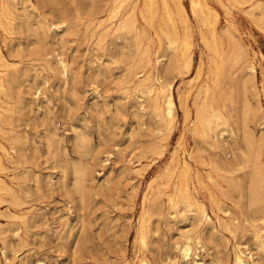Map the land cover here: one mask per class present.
Wrapping results in <instances>:
<instances>
[{
  "label": "rangeland",
  "instance_id": "rangeland-1",
  "mask_svg": "<svg viewBox=\"0 0 264 264\" xmlns=\"http://www.w3.org/2000/svg\"><path fill=\"white\" fill-rule=\"evenodd\" d=\"M0 1V264H240V250L264 264V0H209L215 29L184 0L189 67L173 59L162 0L153 24L144 0ZM151 81L171 84L172 129ZM205 106L228 124L203 133ZM183 159L210 220L178 194Z\"/></svg>",
  "mask_w": 264,
  "mask_h": 264
},
{
  "label": "bare ground",
  "instance_id": "bare-ground-1",
  "mask_svg": "<svg viewBox=\"0 0 264 264\" xmlns=\"http://www.w3.org/2000/svg\"><path fill=\"white\" fill-rule=\"evenodd\" d=\"M163 5H164V9H165V14L162 16L163 21H160V26L162 31L165 33L167 39H168V46L170 49H172L174 51V61L175 63H182V61L184 60V63L186 66L189 67L190 62L193 58H191L190 56V47L193 43V32H192V25L190 22V15L189 12L187 10V7L184 3V0H162ZM257 2V1H256ZM1 3V1H0ZM115 3V2H114ZM192 3V11L194 13H198V11H201V14L204 16L205 21L207 23L212 24V27L215 29L216 27V21L218 19V10L217 8H215L209 0H191ZM120 4V3H118ZM117 4V5H118ZM258 4V3H257ZM256 4V5H257ZM260 5V4H259ZM136 7V5H135ZM134 7V9H135ZM114 8V7H113ZM90 10V9H89ZM104 10V9H103ZM25 11V10H24ZM87 12V11H86ZM143 12V16L146 18V20L148 22H150L151 24L154 23L156 15H157V8L155 6V0H144V8L142 9ZM61 13V12H60ZM263 14V13H262ZM16 15V14H15ZM14 15V16H15ZM200 16V15H199ZM105 17V16H104ZM264 17V16H263ZM12 19V18H11ZM14 19V18H13ZM110 20V19H109ZM258 21V20H257ZM103 22V21H102ZM36 23V22H35ZM139 24V23H138ZM111 25V24H110ZM100 26V24H99ZM98 26V27H99ZM134 22L131 19H127L124 20L123 22H121L120 27H126V28H131L134 27ZM170 26V27H169ZM180 26H182V32L180 29ZM262 27V26H261ZM11 28V27H10ZM110 28V27H109ZM138 28V27H137ZM140 28V27H139ZM259 28V27H258ZM224 29V28H223ZM222 29V30H223ZM141 30V29H140ZM214 31V30H213ZM224 32L227 31L226 33H228L229 31L226 30V28L223 30ZM94 32V30H93ZM181 32L182 34V42L179 40V33ZM215 31H214V40H215V44H214V49L216 50L217 55L219 56V58L215 59V66L216 68H221L222 64L225 63L226 59L224 58L223 55V49L222 47L218 46L217 43V37L215 36ZM230 33V32H229ZM228 33V34H229ZM84 34V33H83ZM212 37L213 34L211 33ZM231 37V34H229ZM144 37V36H143ZM233 37V35H232ZM235 37V36H234ZM206 38V37H205ZM12 39V38H11ZM10 39V40H11ZM87 39V38H86ZM144 39V38H143ZM229 39V38H228ZM89 40V39H88ZM234 41H237L234 39ZM240 41V40H239ZM95 43V42H94ZM99 43V42H98ZM233 43V42H232ZM236 43V42H235ZM241 43V42H239ZM208 44V42H207ZM238 44V42H237ZM235 44V45H237ZM48 45V44H47ZM50 46V45H49ZM239 46V45H237ZM242 46V45H241ZM27 48V47H26ZM149 48V47H148ZM237 48V47H236ZM242 48V47H241ZM16 49V47H15ZM55 49V48H54ZM145 49V48H144ZM210 49V47H209ZM244 49V48H243ZM238 51V48L236 49ZM16 50H14L13 52H15ZM134 51V49H133ZM212 51V49L210 50ZM235 51V50H234ZM245 51V50H244ZM236 52V51H235ZM240 52V51H239ZM147 53V52H146ZM171 53V52H170ZM194 53V52H193ZM233 53V54H232ZM230 53L231 57L234 54V52ZM238 53V52H237ZM241 53V52H240ZM244 53V52H243ZM3 54V53H2ZM244 55V54H243ZM246 55V54H245ZM241 56V55H239ZM5 57V56H4ZM147 58V56H145ZM229 57V55H228ZM235 56H233L234 58ZM230 58V57H229ZM228 58V59H229ZM228 60V62L231 63L232 59ZM240 58V57H239ZM44 59V58H43ZM143 59V58H142ZM237 59V56H236ZM17 60V59H16ZM45 60V59H44ZM66 60V59H65ZM120 60V59H119ZM235 60V59H233ZM10 61V60H7ZM12 61V60H11ZM236 61V60H235ZM249 61V60H248ZM17 62V61H16ZM168 62V61H167ZM193 62V61H192ZM20 63V62H18ZM145 63V62H144ZM195 63V62H194ZM168 64V63H167ZM232 64H234L232 62ZM230 64V65H232ZM129 65V64H128ZM202 64H200L199 66V70L200 68H202L201 66ZM43 66V65H42ZM66 67L65 65H62ZM145 66V65H143ZM143 66H140L143 68ZM235 66V65H234ZM230 67V66H228ZM49 68V67H48ZM70 68V67H69ZM74 68V67H73ZM166 68L168 69V67L166 66ZM232 68V66L230 67ZM46 69V68H45ZM60 69V68H59ZM165 71V68H163ZM225 69V68H224ZM239 69V68H238ZM248 69L250 71H252L253 73L256 71V66L253 62L248 64ZM135 70V69H134ZM203 70V69H202ZM230 69H227V71H229ZM233 70V69H232ZM240 70V69H239ZM2 71V70H1ZM41 71V70H40ZM226 71V73H227ZM236 71V66H235V70ZM42 72V71H41ZM61 72V71H60ZM183 72V71H182ZM232 72V71H231ZM231 72H228V74L231 76ZM163 73V71H162ZM187 73V72H184ZM211 73V72H210ZM234 73V72H233ZM256 73V72H255ZM59 74V73H58ZM202 74V73H201ZM224 74V71H223ZM135 75V74H134ZM212 75V74H211ZM238 75V74H237ZM133 76V75H132ZM240 76V75H238ZM247 76V75H246ZM245 76V77H246ZM215 77V76H214ZM236 77V76H235ZM248 77V76H247ZM46 78V77H45ZM95 78V77H94ZM129 78V77H128ZM133 78V77H132ZM168 78V77H167ZM225 78V77H224ZM237 78V77H236ZM151 78L149 76H145L143 78V80L145 81H149ZM192 79V78H190ZM230 79V78H229ZM244 79V76H243ZM242 79V80H243ZM246 79V78H245ZM245 79L243 81H245ZM249 79V77H248ZM158 80H160L158 78ZM215 80V79H213ZM212 80V81H213ZM228 80V79H227ZM126 81V80H125ZM132 81V79H131ZM161 81V80H160ZM222 81V80H221ZM236 81V80H235ZM238 81V80H237ZM162 82V81H161ZM160 82V83H161ZM218 82V81H217ZM130 83V81H129ZM0 84L3 85V78L0 77ZM166 84V83H165ZM163 83H161L160 86L154 85V82H149L147 83L146 87L148 88L149 91H155L156 92V104H158V109H159V116L161 119L164 120L165 125L167 126V128L172 129L173 126V121L174 118L176 116V102L174 99V93H173V89H171V84L165 85ZM218 84V83H217ZM242 84H244L242 82ZM232 85V84H231ZM234 87V86H233ZM209 88V87H208ZM207 88V89H208ZM220 88V86H219ZM243 88V87H242ZM19 89V88H18ZM73 90V89H72ZM142 91H144V89H142ZM236 91V90H235ZM244 92V91H243ZM73 93V92H72ZM150 93V92H149ZM159 93H163L162 94V98H163V102L161 104V101L159 99ZM4 95V94H3ZM18 95V94H17ZM132 95V94H131ZM247 95V94H246ZM9 98V95H8ZM249 98V97H248ZM14 99V98H13ZM44 102V101H43ZM236 102V101H235ZM181 105L186 113V115L188 116L190 114V104L188 102L187 97H183L181 99ZM146 106V105H145ZM254 107V106H253ZM252 107V108H253ZM155 108V107H154ZM205 113L204 116L201 119L202 124L204 125V129H203V133L208 134V129L213 128L214 124L216 126H219L221 123L222 124H228V116L227 114L220 110V109H213L212 107H208L205 106L204 107ZM246 111V110H245ZM250 112V111H249ZM248 112V113H249ZM250 114V113H249ZM249 117V116H248ZM193 118V117H192ZM243 119V118H242ZM176 120V119H175ZM5 122V121H4ZM162 123V122H161ZM14 129V128H13ZM12 130V129H11ZM10 130V131H11ZM15 130V129H14ZM164 130V129H163ZM3 131V130H2ZM13 132V131H11ZM223 132V131H222ZM246 132H248L246 130ZM15 133V132H14ZM166 134V133H165ZM243 135V134H242ZM264 136V134H262ZM252 136V135H251ZM257 136V135H256ZM162 137V136H161ZM246 137V136H245ZM19 138V137H18ZM243 138V137H242ZM157 139V138H156ZM167 139V138H166ZM16 140V139H15ZM243 140V139H242ZM241 140V141H242ZM20 141V140H19ZM196 141V140H195ZM247 142V141H246ZM245 142V143H246ZM13 143V142H12ZM11 143V145H12ZM196 143V142H195ZM198 143V142H197ZM196 143V144H197ZM48 146V145H47ZM82 146V145H81ZM164 146V145H163ZM200 146V145H199ZM245 146V145H242ZM247 146V145H246ZM20 148V147H19ZM50 148V147H49ZM80 148V147H79ZM201 148V146H200ZM241 148V147H240ZM244 150V149H243ZM246 150V149H245ZM252 150V149H251ZM257 150V148H256ZM6 151V150H5ZM49 151V150H48ZM84 151V150H83ZM247 151V150H246ZM260 151V150H259ZM259 151H256L257 153H259ZM208 152V151H207ZM206 152V153H207ZM249 152V151H248ZM247 152V153H248ZM5 153V152H4ZM251 153V152H250ZM261 153V151H260ZM259 153V154H260ZM252 154V153H251ZM8 155V154H7ZM210 155V154H208ZM214 156V155H213ZM252 156V155H251ZM260 157V155H258ZM32 157V156H31ZM212 157V156H211ZM236 157V156H234ZM213 158V157H212ZM217 158V157H216ZM244 158V157H243ZM252 158V157H251ZM261 158V157H260ZM6 159V158H5ZM204 159V158H202ZM247 159V158H246ZM249 159V158H248ZM184 160V159H183ZM222 160V159H221ZM238 160V159H237ZM205 161V160H204ZM15 162V161H14ZM26 162V161H25ZM24 162V163H25ZM254 162V161H252ZM262 162V161H260ZM204 163V162H203ZM18 164V163H17ZM151 164V163H150ZM206 164V163H205ZM8 166V165H7ZM17 166V165H15ZM87 166V165H86ZM222 167V166H221ZM254 167V166H251ZM7 168V167H6ZM9 168V166H8ZM13 168V167H12ZM83 168V167H82ZM18 169V168H17ZM78 169H80L78 167ZM251 169V168H250ZM1 170V169H0ZM82 170V169H81ZM25 171V170H24ZM80 171V170H79ZM252 171V170H251ZM24 173V172H23ZM15 173H13L14 175ZM22 174V173H21ZM26 174V173H25ZM37 174V173H36ZM80 174V173H79ZM241 174V173H240ZM253 174V173H252ZM263 174V173H262ZM16 175V174H15ZM24 175V174H23ZM82 175V173H81ZM80 175V176H81ZM189 175H190V165L188 163V161L185 159L184 163H183V167L181 170V178L179 180V184L177 186L178 188V194H182L183 197H185L186 202L188 203L189 206H192L193 208L195 207L197 211L202 212L204 218L210 220L212 219L211 216L209 215V213L206 210L205 207V203L204 201L200 200L199 198H196L191 192H190V182H189ZM17 176V175H16ZM79 176V175H78ZM79 176V177H80ZM159 176V175H158ZM236 176V175H235ZM261 176V175H260ZM64 177V176H63ZM78 177V178H79ZM239 177V176H238ZM253 176H251L252 178ZM21 178V177H20ZM262 179V177H260ZM259 178V179H260ZM15 179V178H14ZM4 179L0 176V181H3ZM16 180V179H15ZM78 180V179H77ZM153 180V179H152ZM76 181V180H75ZM81 181V180H80ZM15 184V183H14ZM258 184V183H257ZM78 185V184H77ZM263 185V184H262ZM6 187V186H5ZM20 187V186H19ZM257 187V186H256ZM11 188V186H10ZM36 188V187H35ZM260 188V186H259ZM241 189V188H239ZM263 189V188H262ZM8 191V190H7ZM221 192V191H219ZM145 193V192H144ZM263 196V193L261 194ZM177 196V195H176ZM159 197V196H158ZM181 198V197H180ZM157 199V198H156ZM151 200V199H150ZM154 200V198H153ZM5 201V200H4ZM3 202V201H2ZM11 202V201H10ZM178 202V201H177ZM154 203V201H153ZM27 209V208H26ZM152 211V209H150ZM5 212V210H4ZM10 212V211H9ZM23 223V222H22ZM24 226V225H23ZM2 232V231H1ZM4 232V231H3ZM26 235V234H25ZM260 238H261V242L264 244V225L262 227H260V229H258L257 234ZM22 236V235H21ZM142 239L145 240V234H142ZM200 240V238H199ZM191 249H192V237H188V239L183 243L182 245V255L184 258H187L188 255L191 253ZM4 250V249H3ZM244 252L242 250H240L238 253H236V259L238 261V263L240 264H244L245 263V259H244Z\"/></svg>",
  "mask_w": 264,
  "mask_h": 264
}]
</instances>
